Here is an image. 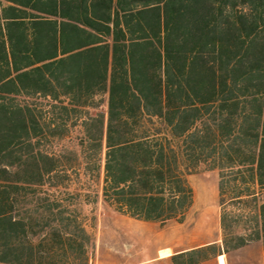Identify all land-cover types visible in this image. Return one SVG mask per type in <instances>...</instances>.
Here are the masks:
<instances>
[{
    "label": "trees",
    "instance_id": "1",
    "mask_svg": "<svg viewBox=\"0 0 264 264\" xmlns=\"http://www.w3.org/2000/svg\"><path fill=\"white\" fill-rule=\"evenodd\" d=\"M81 167L160 226L216 170L221 243L173 263L264 256V0H0V264H90Z\"/></svg>",
    "mask_w": 264,
    "mask_h": 264
},
{
    "label": "crops",
    "instance_id": "2",
    "mask_svg": "<svg viewBox=\"0 0 264 264\" xmlns=\"http://www.w3.org/2000/svg\"><path fill=\"white\" fill-rule=\"evenodd\" d=\"M204 183L210 185L212 193L207 199L212 202L205 208L199 205L195 216L197 220L189 224L185 219L182 223L170 221L160 226L157 222L143 221L116 212L113 221L97 228L92 264H174L173 256L177 253L212 243L220 244L222 232L215 202V182L205 179ZM207 199L200 196L199 200L205 202ZM222 255L226 259L227 253L223 252L202 264H220Z\"/></svg>",
    "mask_w": 264,
    "mask_h": 264
},
{
    "label": "rangeland",
    "instance_id": "3",
    "mask_svg": "<svg viewBox=\"0 0 264 264\" xmlns=\"http://www.w3.org/2000/svg\"><path fill=\"white\" fill-rule=\"evenodd\" d=\"M68 144V142H66ZM71 178V188L72 191H80L81 196L79 197L77 206L81 211L82 217L86 223L87 228L91 233V242L88 245L89 262L93 258L95 241L97 239V228L101 225H108L110 221H113L116 217L115 209L104 201L102 196V184H103V168L101 167L99 176L91 178L90 176L84 174L81 169L78 171V176L72 173ZM215 182L216 187V209L219 211L218 203V172L213 170H205L204 168L199 169L197 172L188 175V181L194 188L195 201L194 206L191 208L188 217L186 218L187 223L197 220L195 216L199 205L205 208L212 201L207 199L212 191L209 187L210 185L204 183ZM197 193V198H196ZM89 195V196H87ZM200 196L207 201L201 202ZM89 197V198H88ZM93 199H95L93 201ZM119 213V212H118ZM121 214V213H120ZM248 258V259H247ZM227 264H264L263 248L261 241H256L250 243L246 246L239 248L237 251H229L226 255Z\"/></svg>",
    "mask_w": 264,
    "mask_h": 264
}]
</instances>
